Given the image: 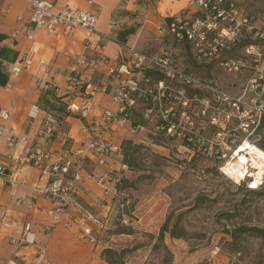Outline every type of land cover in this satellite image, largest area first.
Segmentation results:
<instances>
[{
    "label": "rangeland",
    "instance_id": "374dc122",
    "mask_svg": "<svg viewBox=\"0 0 264 264\" xmlns=\"http://www.w3.org/2000/svg\"><path fill=\"white\" fill-rule=\"evenodd\" d=\"M211 1L213 3L218 1L217 8L224 12L221 17L209 19L215 21V28L206 34L205 42H213L220 28L234 27L239 19L244 17L248 19V27H238L235 38L227 41L213 56H200L198 48L192 41L185 39L182 35H177L165 24L166 17H170L171 21L176 18L181 22L188 21L189 23L195 18H204L210 12L203 6H197V0H162L159 6H157L158 3L150 0H136L135 10L122 13V20L115 29L116 34L111 36L112 40L121 39L126 44L152 54H169L174 57L181 68L192 71L201 81L222 89L230 98L240 97L242 101L240 109H250L254 99L264 98V81L259 82L256 78V69L264 65V0ZM210 10H215V14H218L217 9L210 7ZM230 17L234 19L230 20ZM129 27H133L134 32L123 38L120 37L119 31ZM162 27L165 29L161 30ZM227 59H240L242 65L238 70L229 71L223 66V62ZM104 74L105 82H111L107 91L103 93H109L111 97L116 82L109 78L105 71ZM50 91L53 92L51 89ZM194 92H196V98L193 99L191 107L195 111L203 106L202 98L211 97V92L201 89ZM72 93L75 94L73 89L64 93L70 96L66 103L68 111V103L73 100V97H78L76 95L72 97ZM94 96L88 100V110ZM213 102L211 100V104ZM113 104L115 105L114 102ZM139 104L137 103L130 114L131 121L133 124L143 122L146 128L150 129L149 132L145 130L131 132L129 124L113 125V130L119 126H125L131 133H139L142 137L143 135L148 136L147 143L144 142L148 146L135 153L136 163L143 169L145 173L143 175H147L140 179L137 187L140 188L144 197H148L149 194L155 195L152 204L155 207L154 218L161 216V224L168 218L170 226L178 220V224L187 231L186 236L176 238L171 237L169 232H165L162 240L158 239L159 230L155 234L142 233L145 238L142 245L146 244L147 251L144 264H264V242L261 238L249 235L247 232H241L239 236L233 238L229 232L239 226L264 228V173L260 183L256 187H250L247 183H251L253 176L234 179L232 175L229 177L228 174H224L221 169L223 163L225 166L226 162H236L235 152L238 144L245 140L251 144L252 141L257 142L264 129H261L258 134L245 131L241 126V122L246 121L244 115L231 117L224 129L219 125L208 124L205 136L209 139V143L217 149L225 150L226 157L221 163L219 162L221 159L214 156L207 157L205 153L191 154L187 147L168 139L164 131L155 130L157 118L153 116L151 119H145L141 113L143 107ZM74 105L78 106L79 103ZM103 109L115 111L117 106L115 105L113 109L100 108V110ZM50 111L60 117L56 110ZM75 112L70 113L82 121L83 129L86 122L78 112ZM249 113H251L250 110ZM111 133L108 137L114 142ZM149 135L154 137L153 140L150 141ZM84 137L85 133L80 142L76 144L72 143L69 138L65 144L60 142L58 154L71 145H80ZM232 139L236 141L230 144L229 148V140ZM247 158L249 163L252 162L251 156ZM102 166L106 167L105 170H94L106 172L108 169L106 165L97 167ZM250 170L251 172L256 171L254 168ZM137 173L133 174V177ZM111 175L118 180L117 175L113 173ZM241 182L246 187L255 190L248 191L243 184L239 185ZM127 191L129 194L124 191L125 195L133 198L132 191L129 189ZM121 197L125 196L120 192L118 198ZM101 198L103 199V196ZM102 202L107 205L103 200ZM121 208L124 209L125 206ZM129 216L123 217L126 218L124 222L126 225L130 223L128 222ZM115 218L116 211L106 214L103 220H107L108 224L106 223L101 234L96 235L97 240L101 238L104 241L108 235L106 231L111 226V229L116 227L113 222L120 223ZM108 245L111 244L108 243ZM37 246L41 245H34L35 251L38 249ZM128 254L124 259L128 257ZM16 259L17 263L21 264V260L18 257ZM69 259L68 249L61 255L57 248H52L48 258L42 259L41 264H60L61 260Z\"/></svg>",
    "mask_w": 264,
    "mask_h": 264
},
{
    "label": "built area",
    "instance_id": "2783aa9c",
    "mask_svg": "<svg viewBox=\"0 0 264 264\" xmlns=\"http://www.w3.org/2000/svg\"><path fill=\"white\" fill-rule=\"evenodd\" d=\"M150 1L159 3L161 0ZM217 2L197 0V6H203L210 13V7L215 8L218 10L217 15L207 13L204 18H195L191 23L188 21L181 22L175 18L169 24L172 31L176 26L179 27L180 32L178 31L176 34L192 41L198 48L200 56L215 55L227 41L235 38L238 27H248V19L244 17L239 19L234 27L220 28L213 42H205L206 34L215 28V21L209 19L223 16L224 10L219 11ZM87 3L92 5L93 1L87 0ZM28 4L31 8L30 19L34 23L33 28L26 32L29 38H33L35 28L55 32L63 26L67 30L82 29L86 31L88 37L85 40V45L88 47L92 44L91 36L97 35L96 43L91 45L94 50L93 56L91 58L79 57L76 62L86 67H95L101 64L106 75L116 82L111 97L117 109L115 111L100 110V108L88 110L87 105L90 97L106 92L110 83L99 84L85 81L81 78L76 67L73 64L70 66L64 75L65 83L73 89L80 101L78 106L70 102L67 107L71 113L78 112L86 122V125L83 126L85 137L80 145H71L68 149L62 150L57 155L58 160L56 161L51 162L52 140L60 139L65 144L69 137L61 127L63 119L54 112L50 110L45 112L42 125L32 139L19 135L14 129L4 124L0 125V134H6V144L9 149L6 157L12 160L14 164L33 165L45 176V181L35 185L34 190L51 203L55 222L59 221L60 216L68 213L73 195L77 191V183L83 177L93 179L102 188V200L107 205L117 195L118 192L115 188L117 180L113 178L111 173L114 174V163L116 158L120 156L119 144L112 142L108 136L113 130V125L117 124L121 126L129 124L131 132L150 130L148 127L146 128L143 122L133 124L131 121L130 114L137 103L142 105L143 108L139 107L142 108L140 111L145 119H151L153 116L157 118L155 130L164 131L168 139L187 147L188 151L205 153L207 157H217L221 159V163L225 160L226 153L222 148L217 149L209 143V139L205 136L208 124L219 125L224 129L231 117L244 115L246 121L241 122V126L245 131L253 133L258 127L260 118L264 115V98L254 99L252 106L248 105L250 109H240L242 103L240 97L230 98L222 89L201 81L192 71L181 68L174 57L169 54H152L133 45L120 43L121 53L115 60H111L104 53L106 37L96 33L100 7L90 9L65 4L57 8L51 0H28ZM229 19L233 20L234 18L230 17ZM164 29L162 27L161 30ZM248 52L251 51L248 50ZM119 58H121L120 61ZM19 63L20 65L8 67L7 70L17 72L21 69H28L31 60L24 56ZM39 63L44 67L45 72L49 71V65L46 61L39 60ZM241 65L240 59H227L223 62V66L229 71L238 70ZM256 78L259 82L264 81V65L262 68L256 69ZM36 84L41 91L51 89L56 94L61 91L58 85L48 83L42 77L36 78ZM200 89L211 92V97L202 98L203 106L194 111L191 107L193 99L196 98L194 91ZM211 100L214 101L212 104ZM8 114L7 111L0 109L1 116L8 117ZM235 141V139L229 140L228 147L230 148V144H234ZM20 143H22V148L19 153L15 154ZM89 154L94 156L96 166L106 165L107 171L85 170V159ZM222 165L221 167L224 166ZM0 174H6L4 165H0ZM9 176L11 177L10 174ZM246 176L252 177V175ZM9 182L13 183L14 179L9 178ZM247 185L251 187V183H247ZM31 200H29L28 207L32 209L34 202ZM15 202L22 205L26 202V198L18 197ZM123 206L124 204L121 203L119 207ZM121 215L122 221L126 222V218L123 217L127 214L122 213ZM4 219L5 216L0 214V225ZM88 221L93 222L98 227V233H94ZM76 222L80 225L82 233L91 242L97 241L96 235L101 234L106 225V220L95 217L87 209L79 211ZM65 224L67 227H71L73 222L69 218ZM29 229V225H25L21 235L12 237V241L20 246L33 247L36 245L35 238ZM37 247V252L42 256L44 245ZM25 264L31 263L25 260Z\"/></svg>",
    "mask_w": 264,
    "mask_h": 264
},
{
    "label": "crops",
    "instance_id": "0c3cea01",
    "mask_svg": "<svg viewBox=\"0 0 264 264\" xmlns=\"http://www.w3.org/2000/svg\"><path fill=\"white\" fill-rule=\"evenodd\" d=\"M51 1L57 8L65 4L90 9L100 7L96 33L106 37L104 53L111 60L116 59L121 50L120 42L112 40L111 36L116 34L115 29L122 20V13L137 8L136 0H92V5H89L87 0ZM161 2L162 0L159 3ZM30 16L31 8L28 0H0V109L9 113L8 117L0 115V125L4 124L14 129L19 135L32 139L42 125L45 112L52 109L63 116L61 127L67 132L70 141L76 144L85 133L82 129V121L73 115L62 114L56 107L67 103L70 98L69 95H63L71 91L65 83L64 75L72 64L83 80L96 83L106 81L104 67L101 64L86 67L76 62L79 57L93 56L94 50L91 45L96 43L98 37L92 35V44L87 47L84 43L88 37L86 31L67 30L61 26L55 32L35 28L33 38H29L26 32L34 26ZM24 56L31 60L28 69L17 72L7 70L8 67L20 65L19 61ZM39 60L48 63V72L44 71ZM37 77L58 85L61 91L57 95H62L61 100L53 99L47 90H39L36 84ZM74 95L71 94L72 97ZM71 102L77 104L79 98L73 97ZM90 104V110L102 107L113 109L115 106L109 93L96 94ZM111 138L117 144L124 139L145 143L148 141L147 135L142 137L139 133H131L125 126L114 129ZM60 142H62L60 139H54L51 142L53 151L51 162L58 160ZM21 148L22 143L15 154L19 153ZM8 152L6 134H0V165H4L6 173L0 174V214L5 216L4 222L0 225V264H18L16 257L21 260V264H25V260L31 264H41L42 259L48 258L52 248H57L61 255L68 249L70 259L61 260L60 264H108L101 256L103 247L108 243L118 249L131 247L136 243H144L145 238L142 233L158 232L161 216L154 218L155 207L152 204L155 195L149 194L148 197H144L139 188L133 190L137 201L134 210L135 218L129 223L132 232L111 233L104 241L100 238L91 242L82 233L76 219L79 211L85 208L101 220L109 212L108 206L102 202L100 186L93 180L83 177L77 183V191L73 195L68 213L60 216L59 221L55 222L51 203L34 190L35 185L45 181V176L33 165L14 164L6 157ZM120 160V157L116 158L114 167L124 169V173L128 175L129 171ZM105 168V166L95 165L93 155H88L85 159L87 171L105 170ZM9 174L14 179L13 183L9 182L11 178ZM18 197H25L26 202L22 205L16 204L15 200ZM29 200L34 202L32 209L28 207ZM69 218L73 222L71 227L65 224ZM88 224L92 226L94 233H98L99 229L93 222L88 221ZM25 225H29V231L34 236L36 244L44 245L42 256L35 251L34 247L20 246L12 241V237L21 235ZM145 245H139L130 252L126 258V264H144L147 254Z\"/></svg>",
    "mask_w": 264,
    "mask_h": 264
},
{
    "label": "trees",
    "instance_id": "16d2710c",
    "mask_svg": "<svg viewBox=\"0 0 264 264\" xmlns=\"http://www.w3.org/2000/svg\"><path fill=\"white\" fill-rule=\"evenodd\" d=\"M214 12V13H213ZM212 14L216 15V11H211ZM166 24L169 27V24L171 22V18L170 17H166ZM134 28L133 27H129L126 30L123 29V31H119V35L120 37H125L126 35L132 34L134 32ZM179 31V28L176 26V28L174 29L173 32L177 33ZM118 42L120 43H125V41L118 39ZM48 92H50L51 96L53 97V99L57 100H61L62 95H57L55 93H53L50 90H47ZM63 95H67V94H63ZM57 110L61 111L62 114L64 115H71L70 111H68L66 109V103L63 104V106H57L56 107ZM52 110V109H51ZM61 118H63L62 115H60ZM261 129H264V115L261 116L260 118V122L258 127L255 129L254 132H256L257 134L259 132H261ZM261 137L257 140V142H253L252 143L256 146H258L259 148L264 150V131L261 132ZM150 136V141L153 140V136ZM147 144H144V142H136L133 141L131 139H124L120 142L119 144V152H120V162L122 165H124L127 170L129 171L128 175L126 173H124V169H116L114 167V174L117 175L118 180L116 182L115 188L117 190V195L114 197L115 199L111 200L109 206H108V211L114 212L116 211V218L118 221H120V223H115L116 227H114V229H108L106 231V234H111V233H119V232H127L130 231L132 232V229L130 228L129 224L126 225V223H124V221H122V213H126L129 216V221L128 222H132L134 217V210H135V206H136V201L137 198L134 197V193L133 190L135 189H139V187H137V184L140 182V179H142L143 177H147L144 176L143 174V169H141L139 167V165L136 163V156L135 153H137L141 148H145L147 147ZM191 154H195V152L189 151ZM220 162V161H219ZM135 171V172H134ZM138 171V173L136 172ZM136 174L135 177H133V174ZM131 174V175H130ZM244 185L245 184L243 182L239 183V185ZM252 187V186H251ZM256 187V186H255ZM245 188L248 191H254L255 189L252 188H248L245 186ZM132 191L131 193L133 194V198L128 197L127 195H125L126 193L129 194V192L127 190ZM126 192H124V191ZM122 193L123 196L125 197H121L120 199L118 198L119 193ZM124 204L125 208L122 209L120 206V204ZM106 204V203H105ZM165 232H169V235L171 237H183L187 235V231L186 229H184L182 226H180L178 224V220H176L171 226L169 225V219L166 218L164 220V222L161 224L160 228H159V234H158V239L162 240L164 233ZM231 236L233 238H236L237 236H239L241 234V232H247L249 235H253L256 237H259L263 240L264 242V228L261 227H256V226H251V227H247V226H239L237 228H235L234 230L229 231ZM100 235H98L99 237ZM139 245H142V243H136L133 244L131 247H122V248H115L112 245H108L103 247L102 251H101V256L104 258V260L108 263V264H126V259H124L125 255H127L128 253L132 252L133 250H135Z\"/></svg>",
    "mask_w": 264,
    "mask_h": 264
},
{
    "label": "bare ground",
    "instance_id": "6f19581e",
    "mask_svg": "<svg viewBox=\"0 0 264 264\" xmlns=\"http://www.w3.org/2000/svg\"><path fill=\"white\" fill-rule=\"evenodd\" d=\"M237 159L236 162H228L222 167L224 174L234 179L245 177L246 175H252L254 178L251 181V186H257L260 183V179L264 173V150L258 146L247 142L246 140L238 145L236 150ZM247 156L253 158L249 163ZM252 167L256 169L255 172H251L248 168ZM255 173V174H254Z\"/></svg>",
    "mask_w": 264,
    "mask_h": 264
}]
</instances>
